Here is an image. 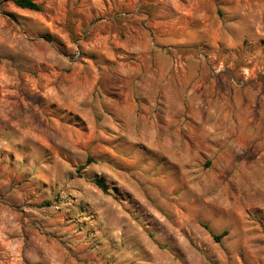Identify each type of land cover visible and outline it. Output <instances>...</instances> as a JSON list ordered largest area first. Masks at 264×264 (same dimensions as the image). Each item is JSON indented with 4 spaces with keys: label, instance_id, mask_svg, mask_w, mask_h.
<instances>
[{
    "label": "rangeland",
    "instance_id": "obj_1",
    "mask_svg": "<svg viewBox=\"0 0 264 264\" xmlns=\"http://www.w3.org/2000/svg\"><path fill=\"white\" fill-rule=\"evenodd\" d=\"M33 1L0 0V264H264V0Z\"/></svg>",
    "mask_w": 264,
    "mask_h": 264
},
{
    "label": "trees",
    "instance_id": "obj_2",
    "mask_svg": "<svg viewBox=\"0 0 264 264\" xmlns=\"http://www.w3.org/2000/svg\"><path fill=\"white\" fill-rule=\"evenodd\" d=\"M5 2H12L16 7L20 9H26L34 12H42L43 11V6L41 4H38L34 2L33 0H4ZM96 186L102 190L104 193L108 192V187L101 181L97 180L95 181ZM226 233L222 234L221 236H216L212 234L214 239L217 241H220L222 237H224Z\"/></svg>",
    "mask_w": 264,
    "mask_h": 264
}]
</instances>
